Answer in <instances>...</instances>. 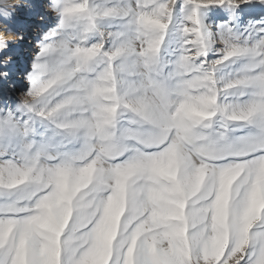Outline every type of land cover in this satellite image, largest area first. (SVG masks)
I'll use <instances>...</instances> for the list:
<instances>
[{"label": "snow or ice", "instance_id": "obj_1", "mask_svg": "<svg viewBox=\"0 0 264 264\" xmlns=\"http://www.w3.org/2000/svg\"><path fill=\"white\" fill-rule=\"evenodd\" d=\"M25 11L20 86L25 36L0 37V264H264V0Z\"/></svg>", "mask_w": 264, "mask_h": 264}, {"label": "rangeland", "instance_id": "obj_2", "mask_svg": "<svg viewBox=\"0 0 264 264\" xmlns=\"http://www.w3.org/2000/svg\"><path fill=\"white\" fill-rule=\"evenodd\" d=\"M12 3L18 4L21 6L20 11L17 13V20L15 22L11 21H3L0 20V37H3L4 39L10 40V41H17L16 37L13 36H4V28L6 24H12L13 26H18V30L23 33L25 36V39L23 41H17L14 44L13 50L10 53L12 56V64L10 66V73H11V78L10 82H14L17 84V86H20V84L23 81V73L25 69L28 67V63L30 60L31 55L26 54L27 53H32L33 47H34V41L38 37L40 33V29L43 25V21L39 19L38 15H28L27 12L25 11L26 4L28 0H11ZM39 3V0H37ZM40 13H48L49 9L47 7H42L37 10ZM19 17H26L28 21L24 23L22 26L20 22L18 21ZM3 59V54L0 53V60ZM23 59L26 63L27 66L25 68H22L20 65L21 62L20 60ZM13 67L14 69H22L20 72H16L13 74ZM14 75V77H13ZM22 75V76H21ZM8 82L4 83L3 85H0V88H7Z\"/></svg>", "mask_w": 264, "mask_h": 264}, {"label": "bare ground", "instance_id": "obj_3", "mask_svg": "<svg viewBox=\"0 0 264 264\" xmlns=\"http://www.w3.org/2000/svg\"><path fill=\"white\" fill-rule=\"evenodd\" d=\"M18 21H19L20 24L23 26L24 23H26V22L28 21V19H27L26 17H19ZM26 54H30V55H31V53H27V52H26ZM20 62H21L20 65L22 66V68H25V67L27 66V63H26L23 59H21ZM13 69H14V67H13ZM21 70H22V69H18V70H17V69H16V70L14 69V70H13V74L16 73V72L18 73V72H20ZM11 76H12V75H11ZM21 76H22V75H21ZM13 77H14V75H13Z\"/></svg>", "mask_w": 264, "mask_h": 264}]
</instances>
